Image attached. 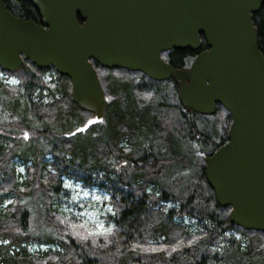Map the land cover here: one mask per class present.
<instances>
[{
    "label": "trees",
    "instance_id": "16d2710c",
    "mask_svg": "<svg viewBox=\"0 0 264 264\" xmlns=\"http://www.w3.org/2000/svg\"><path fill=\"white\" fill-rule=\"evenodd\" d=\"M1 1L38 23L27 0ZM251 20L264 57V4ZM193 58L172 50L167 62L187 69ZM90 63L106 106L84 132L93 114L72 100L66 77L28 61L3 72L17 84L0 81V264H264V233L231 224L205 180L203 157L227 141L226 112L195 114L172 80ZM64 180L107 195V233L59 210Z\"/></svg>",
    "mask_w": 264,
    "mask_h": 264
},
{
    "label": "water",
    "instance_id": "95a60500",
    "mask_svg": "<svg viewBox=\"0 0 264 264\" xmlns=\"http://www.w3.org/2000/svg\"><path fill=\"white\" fill-rule=\"evenodd\" d=\"M38 24L12 16L0 0V69L22 61L68 78L71 98L102 122L106 101L89 60L102 68L174 80L193 113L220 105L231 120L227 142L205 158L204 174L218 206L245 231L264 233V57L251 17L264 0H27ZM187 70L162 52L199 49ZM188 81V83H185Z\"/></svg>",
    "mask_w": 264,
    "mask_h": 264
},
{
    "label": "rangeland",
    "instance_id": "374dc122",
    "mask_svg": "<svg viewBox=\"0 0 264 264\" xmlns=\"http://www.w3.org/2000/svg\"><path fill=\"white\" fill-rule=\"evenodd\" d=\"M51 76V74L47 75L46 81H49ZM0 78L5 85L15 86L17 84L11 78ZM13 164L15 165L16 174L22 176L24 174L23 166L17 163L16 160L13 161ZM63 186L69 192V196L62 200L58 206L59 210L64 213H70L74 217H80L88 225L89 231L93 234L107 233L110 226L103 220L105 216L111 213L110 206L106 204L108 200L107 195L95 188H82L79 184L73 183L70 180H64ZM51 248L56 249L55 246ZM47 249L43 245L27 246V252H44Z\"/></svg>",
    "mask_w": 264,
    "mask_h": 264
},
{
    "label": "flooded vegetation",
    "instance_id": "af4514ba",
    "mask_svg": "<svg viewBox=\"0 0 264 264\" xmlns=\"http://www.w3.org/2000/svg\"><path fill=\"white\" fill-rule=\"evenodd\" d=\"M199 38H200V42H201V45H200L199 49L196 50V51L189 50L190 52H192V54H193L194 57H196L198 54H200V53H202V52H204V51L207 50L206 45H205V43L203 41V37L202 36H199ZM169 52H171V51L163 52V53L160 54V57L163 59L164 62H167V55H168ZM215 110L216 111L217 110L224 111L218 104L215 105ZM224 113H225V111H224ZM225 114L228 116L227 113H225Z\"/></svg>",
    "mask_w": 264,
    "mask_h": 264
},
{
    "label": "snow or ice",
    "instance_id": "6c2138e0",
    "mask_svg": "<svg viewBox=\"0 0 264 264\" xmlns=\"http://www.w3.org/2000/svg\"><path fill=\"white\" fill-rule=\"evenodd\" d=\"M89 123H91V121H89Z\"/></svg>",
    "mask_w": 264,
    "mask_h": 264
}]
</instances>
